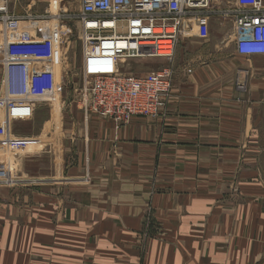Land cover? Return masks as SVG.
Instances as JSON below:
<instances>
[{
    "label": "crops",
    "instance_id": "1",
    "mask_svg": "<svg viewBox=\"0 0 264 264\" xmlns=\"http://www.w3.org/2000/svg\"><path fill=\"white\" fill-rule=\"evenodd\" d=\"M239 10L209 25L234 43ZM178 44L160 117L77 108L53 170L0 166V264H264V55Z\"/></svg>",
    "mask_w": 264,
    "mask_h": 264
},
{
    "label": "built area",
    "instance_id": "2",
    "mask_svg": "<svg viewBox=\"0 0 264 264\" xmlns=\"http://www.w3.org/2000/svg\"><path fill=\"white\" fill-rule=\"evenodd\" d=\"M217 0H80L81 42L77 108L125 124L158 118L171 98V64L181 38H209ZM234 48L243 57L264 55L262 0H236ZM18 0H0V109L9 121H29L55 92L60 16L16 12ZM221 14V18L227 17ZM56 18V19H54ZM57 22V24H56ZM194 34V35H193ZM162 59L167 66L134 75L124 72L133 59ZM243 91L244 83H237Z\"/></svg>",
    "mask_w": 264,
    "mask_h": 264
},
{
    "label": "rangeland",
    "instance_id": "3",
    "mask_svg": "<svg viewBox=\"0 0 264 264\" xmlns=\"http://www.w3.org/2000/svg\"><path fill=\"white\" fill-rule=\"evenodd\" d=\"M262 1L264 8V0ZM79 9L80 0H18L17 12L20 14L30 10L36 15L49 13L60 16L59 59L56 63L58 70L55 65V92L52 98L39 104L29 121H9L0 109L1 171H12L19 175L23 174V171H51L56 167V159L66 135L64 125L76 119L78 90L82 85L81 42L76 18ZM223 34L217 32V22L213 20L209 26L208 40L224 38L228 44L225 50H231L234 46L231 35ZM208 50L215 54L214 48ZM1 56L0 48V58ZM166 65L168 63L162 59H133L124 63L123 70L134 75H142ZM144 230L159 229L156 225L148 223Z\"/></svg>",
    "mask_w": 264,
    "mask_h": 264
}]
</instances>
